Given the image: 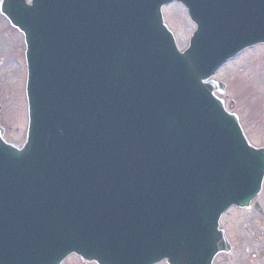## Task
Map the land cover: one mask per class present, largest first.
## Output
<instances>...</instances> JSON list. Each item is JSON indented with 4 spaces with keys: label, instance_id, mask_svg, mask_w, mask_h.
<instances>
[{
    "label": "water",
    "instance_id": "1",
    "mask_svg": "<svg viewBox=\"0 0 264 264\" xmlns=\"http://www.w3.org/2000/svg\"><path fill=\"white\" fill-rule=\"evenodd\" d=\"M175 0H2L27 43L29 131L0 128V264H212L220 228L264 181L212 79L264 43V0H176L197 30L180 52ZM231 103V109L234 108Z\"/></svg>",
    "mask_w": 264,
    "mask_h": 264
},
{
    "label": "rangeland",
    "instance_id": "2",
    "mask_svg": "<svg viewBox=\"0 0 264 264\" xmlns=\"http://www.w3.org/2000/svg\"><path fill=\"white\" fill-rule=\"evenodd\" d=\"M163 11L178 46L185 50L196 30L186 8L176 2L164 7ZM2 58L6 59V62ZM2 62L5 64L0 70V81L5 80L7 84L0 86V92L6 99L5 101L3 96H0V126L5 129L7 141L21 144L29 125L25 42L19 32L10 28L3 20L1 23L0 20V63ZM215 78L227 84V93L222 97L227 107L231 101L235 102L234 112L239 115L250 143L256 147L264 146V44L244 50L222 67ZM7 101H10V105ZM255 201L261 204L262 214L254 209V204L252 211L232 208L233 233L236 231L234 236L230 234L231 210L221 219L222 226L230 234L232 244H237V249L243 244L246 248H252V251L244 255L237 254V261L234 260L233 264H264V227H256L258 222L264 223V191ZM247 212H251L252 216ZM242 216L245 217L244 221L243 218L240 220ZM224 260L219 258L217 262ZM63 264L83 263L76 256H70Z\"/></svg>",
    "mask_w": 264,
    "mask_h": 264
},
{
    "label": "flooded vegetation",
    "instance_id": "3",
    "mask_svg": "<svg viewBox=\"0 0 264 264\" xmlns=\"http://www.w3.org/2000/svg\"><path fill=\"white\" fill-rule=\"evenodd\" d=\"M1 1V0H0ZM1 14V13H0ZM0 20H1V23H2V20L4 21V18L2 17V16H0ZM5 22V21H4ZM8 26L10 27V28H12V26L11 25H9L8 24ZM6 58V57H5ZM2 60L4 61V62H6V59H4V58H2ZM8 61V60H7ZM4 64L5 63H0V70H2L3 69V66H4ZM7 84V81L5 82V80H1L0 81V86H4V85H6ZM0 96L2 97L3 96V94H1V92H0ZM3 99L6 101V99L4 98V96H3ZM11 99V98H10ZM8 102V101H7ZM6 104V103H5ZM8 104L10 105V101L8 102ZM0 108H1V104H0ZM243 218V219H242ZM243 220L244 221V219H245V217H240V220ZM230 232H231V236H232V234H233V236H234V234L236 233V231H234V233H233V229H232V209H231V222H230ZM236 246H237V244L235 245H233V250H232V255H230L228 258L230 259V261L232 262V264L234 263V260L235 261H237V254H246V252H249L250 251V249L249 248H246L245 246H244V244L242 245V247H239L238 249H239V251H238V249L236 248ZM220 258H224V256H220ZM225 259V258H224Z\"/></svg>",
    "mask_w": 264,
    "mask_h": 264
},
{
    "label": "bare ground",
    "instance_id": "4",
    "mask_svg": "<svg viewBox=\"0 0 264 264\" xmlns=\"http://www.w3.org/2000/svg\"><path fill=\"white\" fill-rule=\"evenodd\" d=\"M252 216V215H251ZM250 217V216H249ZM256 227H264V223L262 224L261 222H258L257 224H256ZM250 248V251H252V248L251 247H249ZM264 255V254H263Z\"/></svg>",
    "mask_w": 264,
    "mask_h": 264
}]
</instances>
